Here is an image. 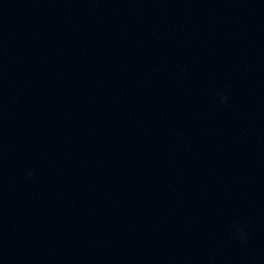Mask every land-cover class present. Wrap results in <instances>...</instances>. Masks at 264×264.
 Here are the masks:
<instances>
[{"label": "water", "instance_id": "95a60500", "mask_svg": "<svg viewBox=\"0 0 264 264\" xmlns=\"http://www.w3.org/2000/svg\"><path fill=\"white\" fill-rule=\"evenodd\" d=\"M0 264H264V0H0Z\"/></svg>", "mask_w": 264, "mask_h": 264}]
</instances>
